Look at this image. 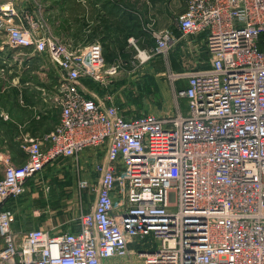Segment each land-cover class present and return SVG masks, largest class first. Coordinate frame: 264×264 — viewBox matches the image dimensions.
<instances>
[{
    "label": "built area",
    "instance_id": "2783aa9c",
    "mask_svg": "<svg viewBox=\"0 0 264 264\" xmlns=\"http://www.w3.org/2000/svg\"><path fill=\"white\" fill-rule=\"evenodd\" d=\"M14 2L0 6V37L61 72L60 121L24 141L23 165L4 169L0 264H264V0H186L178 30L206 33L211 67L171 75L186 80L176 94L188 111L164 117L127 116L88 98L81 78L107 87L121 65L106 64L98 42L32 32ZM155 39L157 54L174 40L169 30ZM88 148L105 149V161L94 165L97 183L79 181L95 198L75 229L16 231L6 202L46 166Z\"/></svg>",
    "mask_w": 264,
    "mask_h": 264
},
{
    "label": "crops",
    "instance_id": "0c3cea01",
    "mask_svg": "<svg viewBox=\"0 0 264 264\" xmlns=\"http://www.w3.org/2000/svg\"><path fill=\"white\" fill-rule=\"evenodd\" d=\"M97 1L92 0L90 2L92 5V15L89 25L85 27L88 29L89 34L92 33V36H94V41L101 42L100 44H108L111 48L123 45L129 50L132 48L139 52L151 54L152 57L159 56L175 74L211 67V55L206 45V33L183 35L178 30L177 17H175L174 22L169 19L167 13L171 12V8H167L166 4H159V1L156 0H122L126 8L123 10L113 5L105 7L106 5L103 6L101 0ZM183 2L184 8L181 12H184L186 9V0H183ZM19 7L18 10L21 14L27 11L28 14L33 16L31 18L27 16V20H24L27 24L22 21L23 25L40 36L46 35L47 32L44 29L47 27L38 22L36 12L28 8L20 10ZM31 9L33 8L31 7ZM161 12L166 14L162 17L156 15ZM129 13L135 14V22L141 25V29L139 32L137 31L138 37H130L126 42L124 41L123 32L115 31L114 24L112 27L108 25L113 21L121 22L122 20L128 23L126 26L130 25ZM151 23H155L156 29L159 31L169 30L172 32L173 43L164 54H157L155 52L156 39L151 37L149 33V36L145 35L142 37L143 29L145 30ZM55 26L57 25L55 24ZM123 27L121 26L122 29ZM63 40L68 43H75V45L81 44L72 38L70 40ZM63 40L60 41L65 43ZM18 51L20 52L19 54L17 53ZM18 55H23L27 58L18 59ZM124 60L119 55L114 59L113 63L108 64L118 63L121 65V70H124L122 67V63L125 62ZM61 79V72L47 55L35 53L26 48L15 49L8 44L0 43V179L3 177L4 169L8 163L23 165L27 161L28 154L22 146L26 139L41 138L54 130L58 125L60 121V108L55 104L54 97ZM186 85V80H175V96L170 91L169 93L166 90L163 91L167 100L168 111L172 112L170 115L176 113L179 108L184 114L188 111L187 101L185 102L183 98H178L176 94L177 90L185 88ZM79 87L88 98L109 105L116 103V93L123 85L115 80L114 84L112 83L105 87L90 78H81ZM105 154V149L88 148L76 159L60 158L58 160L72 164L73 166L79 165L84 174L80 179L97 183L98 174L94 170V165L105 161ZM55 162L46 166L44 170L52 167L51 165ZM62 166L57 164L56 168L59 169ZM29 180H27L26 188ZM22 197L23 195L19 198L21 199ZM19 198L9 200L5 204V208L12 215L13 212L16 214V205L18 206L19 202L17 200H20ZM36 212H39V214ZM41 213V209L40 211H35L37 216L41 215ZM25 224L22 220L19 222L16 219L13 227L16 231L37 228H26ZM72 229H75V226Z\"/></svg>",
    "mask_w": 264,
    "mask_h": 264
},
{
    "label": "rangeland",
    "instance_id": "374dc122",
    "mask_svg": "<svg viewBox=\"0 0 264 264\" xmlns=\"http://www.w3.org/2000/svg\"><path fill=\"white\" fill-rule=\"evenodd\" d=\"M91 1L17 0L18 3L14 2V6L18 9L21 3L20 10H26V8L34 10L38 22L47 27L43 28L47 35H52L60 40L72 38L81 43L77 45H85L87 44L85 40L89 39V31L85 27L89 25L92 15ZM101 1L103 6L106 5L105 7L115 6L112 0ZM156 1H159V4H166L169 9L171 8V12L167 15L173 22L184 8L183 0ZM6 4H13V0H0V6ZM165 14L161 12L156 15L162 17ZM21 15L23 21L27 20V16L33 17L27 11ZM24 23L26 22L24 21ZM155 25V23H151L145 30L143 29L142 37L150 34L155 39V35L160 32ZM0 43L8 44L6 35L0 37ZM68 44L76 46L75 43ZM126 51L130 53V57L128 61L122 63L124 70H120L116 76L117 79L114 78L112 82L114 84L116 80L123 85L115 97L119 109L127 116L154 114L164 117L170 115L172 112L168 111L163 91L166 90L168 93L170 91L175 96V82L171 76L175 72L171 71L172 69H169L166 62L159 56L143 60L141 53L136 49L130 48ZM21 58L26 59L27 57L18 55V59ZM106 64L108 63L106 62ZM57 164L63 166L57 169ZM71 165L57 160L51 165L52 167L28 181L25 194L21 199L19 198L20 200H17L19 203L18 206L16 205V214L13 212V224L17 219L19 222L20 220L25 222L26 228L43 227L59 233L72 229L78 223L80 214L92 206L95 195L93 191L79 187L80 178L84 174L79 165V167ZM21 206L23 207L20 208ZM40 209L42 213L37 216L35 211H40Z\"/></svg>",
    "mask_w": 264,
    "mask_h": 264
},
{
    "label": "trees",
    "instance_id": "16d2710c",
    "mask_svg": "<svg viewBox=\"0 0 264 264\" xmlns=\"http://www.w3.org/2000/svg\"><path fill=\"white\" fill-rule=\"evenodd\" d=\"M112 2L116 7H120L123 10L126 9L124 7V3L122 2V0H115ZM129 14H130V19H129L130 25L126 26V24H128V23H126L123 20L121 22L120 21L119 22L113 21L110 25H108L109 27H112L114 24L115 25L114 26L115 31L123 32L124 33V41H126V42H127V39H129L130 37H135V38L138 37L137 31L139 32L141 29V25H139L135 22V20H136L135 14H133V13H129ZM121 26H124L123 29L121 28ZM88 38L89 39L85 40L86 43L96 42V41H94V36H92V33H90V34L88 33ZM258 45L262 50H264V33L260 36V38L258 40ZM101 46L103 49V55H104L107 63H113L114 59L119 55H121L125 59L124 61H128V59L130 57L129 56L130 53L126 51V49H127L126 46L118 45L117 48H115V47L111 48L108 44H104V43L101 44Z\"/></svg>",
    "mask_w": 264,
    "mask_h": 264
}]
</instances>
